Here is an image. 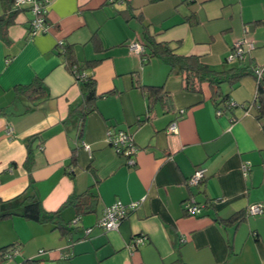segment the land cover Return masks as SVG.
Returning a JSON list of instances; mask_svg holds the SVG:
<instances>
[{
  "label": "crops",
  "instance_id": "0c3cea01",
  "mask_svg": "<svg viewBox=\"0 0 264 264\" xmlns=\"http://www.w3.org/2000/svg\"><path fill=\"white\" fill-rule=\"evenodd\" d=\"M10 1L0 0V15L10 12ZM31 17L20 8L7 27L8 41L0 37V200L32 189L48 212L73 194L87 192L97 202L80 215L71 205L61 209L64 223L78 218L68 234L21 216L0 219V248L17 249L4 264H264V213L246 214L250 205H264V114L258 117L256 79L249 74L222 83V96L244 107L229 108L225 100L217 114L207 82L189 91L181 72L147 47L142 54L129 50L146 31L213 69L264 68V0H48L49 29L33 36ZM239 39L251 40L254 49L227 62ZM59 41L96 82L95 109L82 131L77 119L64 123L81 104L82 89L58 53ZM36 78L43 82L41 98L17 95L15 86ZM143 86H162L163 98L148 107ZM175 119L178 131L169 133ZM108 128L132 135L138 148L133 165L107 144ZM199 167L206 178L187 185ZM189 196L204 205L200 214L184 212ZM118 200L139 204L117 229L104 230L98 221ZM237 212L242 221H224ZM137 235L144 242L132 248Z\"/></svg>",
  "mask_w": 264,
  "mask_h": 264
},
{
  "label": "trees",
  "instance_id": "16d2710c",
  "mask_svg": "<svg viewBox=\"0 0 264 264\" xmlns=\"http://www.w3.org/2000/svg\"><path fill=\"white\" fill-rule=\"evenodd\" d=\"M10 4V12L8 14L4 13L0 15V37L5 41H8L7 27L13 22L14 16L20 9L14 8L12 0L10 1ZM142 43L144 45V51L145 47L149 49L150 56L161 59L162 61L167 63L171 67V69L177 68L181 72L184 78L185 89L193 92H199V84H201L202 82H207L211 87V99L218 109L221 103H223L225 100H228V98L226 99L225 95L222 96L221 94L222 83L227 82L232 85L240 78L249 74L253 75L256 79L253 70L257 65L250 64L247 66H232L222 70L213 69L207 64L203 63L196 55L177 54L168 42L156 41L146 31H143ZM57 50L60 55H63L65 57L66 65L68 69L71 70V67L74 64H77V62L71 59L70 48L63 43L61 45H58ZM85 65H78V69L84 70L87 66ZM78 80L81 83L82 102L78 106L70 108L68 115L64 120V123H67L72 119H77L80 123L79 130L82 131V125L85 117L95 109L97 93L96 82L94 78H92L91 76H87ZM143 88L148 100V107H151L154 102L163 98L162 86H143ZM15 92H17V95H25L33 101L35 99L41 98L44 95L45 90L42 80L40 78H36L27 85L15 86ZM262 92H264V88L262 86L261 77L257 81V97L259 98L260 102V104L258 103V117L260 118L264 114V102L262 99H260ZM224 104L226 106V102H224ZM37 138H39V135H34L29 138V141L27 143V155L25 160V164L27 165V167H29L33 161L32 142ZM72 158V163H74V156ZM31 187L32 186L30 184L28 188ZM89 196L87 192L82 195H70L57 210L48 212L43 209L41 201L39 200L35 192L32 191V189L29 191L25 190L20 195L9 200H0V219L12 216H21L25 219L33 220L39 223H52L54 227H57L61 231L62 234L72 233V231L75 230L74 224L71 222L64 223L61 220L59 213L62 208L69 205L77 209L78 215L93 211L97 202V197L96 195ZM244 218L245 216L243 212H237L226 218L224 221L237 223L242 221ZM14 250H16L17 253V249L14 246L1 247L0 262L5 260H12L15 255L12 258H9L8 255ZM34 261L35 260L33 259L25 260L18 264H31Z\"/></svg>",
  "mask_w": 264,
  "mask_h": 264
},
{
  "label": "built area",
  "instance_id": "2783aa9c",
  "mask_svg": "<svg viewBox=\"0 0 264 264\" xmlns=\"http://www.w3.org/2000/svg\"><path fill=\"white\" fill-rule=\"evenodd\" d=\"M14 8L27 7L32 17L29 20V35L33 36L38 33L46 32L49 29V24L46 21L45 15L47 12L48 0H12ZM63 41H59L58 45L63 44ZM255 44L248 39H239L233 42L229 53L226 56V61L231 62L233 60H242L247 53L253 50ZM129 50L136 54H142L144 52V45L139 41H134L129 44ZM263 67L256 66L253 70L254 75L256 76V81H258L263 74ZM72 73L78 79L87 77L88 75L84 70H79L78 65L74 64L71 67ZM254 102L250 104L253 105ZM242 106L244 104L237 103L232 99L226 101V106L231 108L234 106ZM250 106H247L245 110L246 113L249 112ZM221 109H217V114L221 113ZM180 113H183L184 110H179ZM167 131L169 133H176L178 131L177 120H172L168 127ZM10 134V130H8ZM106 142L118 155H121L125 158L126 164L133 165L135 163V154L138 150L137 146L134 143L132 135L120 128H108L106 131ZM83 147L87 150H90V146L86 143H83ZM242 171L244 174L247 173L250 165L246 162L242 164ZM206 178V169L204 167L197 168L191 176L187 179V185L189 186H198ZM139 201H132L129 203H123L121 201H115L112 204L108 205L102 216L98 221V225L104 230H113L117 229L120 222L132 212ZM204 205L197 202L194 196H189L186 200L183 201V210L189 215H198L202 212ZM264 213L263 204H253L247 208L248 215L262 214ZM78 218L73 220V223H76ZM90 229L87 228L86 232ZM184 239H182L183 241ZM144 242V237L142 235L134 236L131 240L130 246L132 248L137 247L139 244ZM16 254V250L9 253V258H12Z\"/></svg>",
  "mask_w": 264,
  "mask_h": 264
},
{
  "label": "rangeland",
  "instance_id": "374dc122",
  "mask_svg": "<svg viewBox=\"0 0 264 264\" xmlns=\"http://www.w3.org/2000/svg\"><path fill=\"white\" fill-rule=\"evenodd\" d=\"M9 261L8 260H5V261L0 262V264L9 263Z\"/></svg>",
  "mask_w": 264,
  "mask_h": 264
},
{
  "label": "bare ground",
  "instance_id": "6f19581e",
  "mask_svg": "<svg viewBox=\"0 0 264 264\" xmlns=\"http://www.w3.org/2000/svg\"><path fill=\"white\" fill-rule=\"evenodd\" d=\"M77 218V217H76Z\"/></svg>",
  "mask_w": 264,
  "mask_h": 264
}]
</instances>
